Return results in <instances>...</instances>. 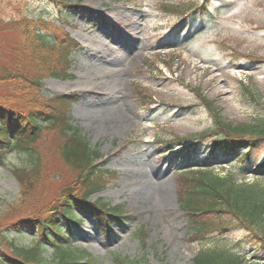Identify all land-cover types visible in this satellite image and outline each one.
I'll return each mask as SVG.
<instances>
[{
	"label": "rangeland",
	"instance_id": "1",
	"mask_svg": "<svg viewBox=\"0 0 264 264\" xmlns=\"http://www.w3.org/2000/svg\"><path fill=\"white\" fill-rule=\"evenodd\" d=\"M195 6L203 11L183 26L191 14L181 13ZM40 18L57 25L78 48L71 57V78L43 79L38 96H75L70 123L98 154L95 163L109 184L91 199L122 207L125 217L107 237L88 217L71 230L62 224L71 247L98 264H116V257L135 264H194L200 251L221 249L264 264L258 241L244 228L192 241L190 221L179 206V177L190 164L172 160L177 149L196 142L199 157L206 159L212 139L201 135L215 129L216 117L234 126L264 119V0H0L1 65L11 64L20 27ZM23 89L21 97L33 95ZM52 139L45 133L37 144L55 177L37 192L36 198L47 203L59 178L68 179V170L53 156ZM252 157V163L262 162L264 147ZM32 165L30 156L6 150L0 161V215L21 199L12 171ZM196 165L193 171L221 177L241 167L231 157ZM145 176L168 185L165 200L143 197L138 182ZM244 181L264 186L255 176ZM0 223L9 241L32 244L29 229L10 231L11 221ZM53 255L48 247L46 259Z\"/></svg>",
	"mask_w": 264,
	"mask_h": 264
},
{
	"label": "trees",
	"instance_id": "2",
	"mask_svg": "<svg viewBox=\"0 0 264 264\" xmlns=\"http://www.w3.org/2000/svg\"><path fill=\"white\" fill-rule=\"evenodd\" d=\"M195 8L197 6L189 10ZM20 29V42L10 52L11 64L6 66L0 62V161L9 150L30 156L33 165L28 170L12 171L21 188V199L0 215V222L11 221L7 229L10 231L22 227L29 229L32 244L18 246L9 241L4 234V223H0V245L3 244L0 246V264H98L89 254L71 247L62 224L71 230L72 226L82 223V215H89L107 236L115 222L125 220L122 207H111L102 200L91 199L109 184L95 163L98 154L70 123L69 108L76 100L75 96L50 99L38 96L43 79L71 78L68 71L78 45L57 25L47 23L43 18L23 24ZM25 85L26 89H23ZM1 88L5 89L3 93ZM22 89L33 95L27 99L24 95L21 97ZM20 106L29 111L21 110ZM215 119V129L201 135L203 140L212 139L210 156L238 158L241 167L235 175L225 177L211 170L193 171L191 166L180 175L179 203L190 221L192 241L213 235L224 236L231 229L240 227L258 241V250L264 252V186L244 181L248 175L264 180V160L257 165L249 164L254 158L253 153L263 150L264 119L239 126L219 117ZM45 133L53 135V156L68 170L67 181L64 177L59 178L61 184L49 203L46 199L36 198L39 197L38 190H43L46 182L55 178L50 176L48 159L37 149ZM182 150L186 151L176 156L184 162L194 163V155H199L198 146ZM210 160L199 162L207 164ZM248 166L252 169L248 170ZM204 167L208 166L201 168ZM44 202L46 207H43ZM144 234L142 230L139 236L142 238ZM47 246L53 250L51 261L45 257ZM262 260L264 262V258ZM193 262L260 264L248 263L246 257L228 249L200 251ZM115 263L135 264L121 257H116Z\"/></svg>",
	"mask_w": 264,
	"mask_h": 264
},
{
	"label": "bare ground",
	"instance_id": "3",
	"mask_svg": "<svg viewBox=\"0 0 264 264\" xmlns=\"http://www.w3.org/2000/svg\"><path fill=\"white\" fill-rule=\"evenodd\" d=\"M98 37L94 36V41H98ZM111 54H113L112 56L118 57V52H116L114 49H112ZM147 179L148 176H145L143 180L138 182V184L142 188L141 191H143V197L149 199L150 201L158 200V202H161L165 200V195L169 192L168 185L166 183H156Z\"/></svg>",
	"mask_w": 264,
	"mask_h": 264
}]
</instances>
